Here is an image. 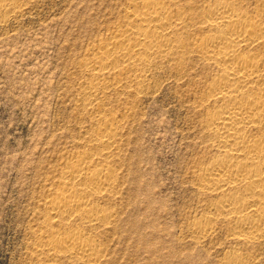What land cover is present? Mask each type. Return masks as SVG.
Returning a JSON list of instances; mask_svg holds the SVG:
<instances>
[{
	"label": "rangeland",
	"instance_id": "obj_1",
	"mask_svg": "<svg viewBox=\"0 0 264 264\" xmlns=\"http://www.w3.org/2000/svg\"><path fill=\"white\" fill-rule=\"evenodd\" d=\"M127 1L8 0L7 7L20 8L0 14V264H36L52 180L76 153H95L89 142L98 120L110 117L119 122L116 197L106 207L115 218L111 227L87 232L105 251L101 264H264V237L237 243L228 222H218L206 238L193 233L215 199L200 196L192 177L211 154L193 110L207 73L195 58L183 64L184 79L173 62L158 63L140 93L130 71L117 77L123 78L118 88L99 95L100 113L83 107L90 93L84 63L122 24ZM192 1L203 8L216 0ZM243 2L251 12L264 6V0Z\"/></svg>",
	"mask_w": 264,
	"mask_h": 264
},
{
	"label": "bare ground",
	"instance_id": "obj_2",
	"mask_svg": "<svg viewBox=\"0 0 264 264\" xmlns=\"http://www.w3.org/2000/svg\"><path fill=\"white\" fill-rule=\"evenodd\" d=\"M7 1L0 0V14L16 13L20 7H7ZM126 5L122 24L83 64L90 79L83 107L100 113L99 95L118 88L123 78L117 77L130 71L136 73L129 83L140 93L158 63L173 62L184 79L183 64L195 58L207 73L193 110L211 154L192 177L199 195L215 199L209 215L195 219L193 233L206 238L218 222H228L237 243L259 241L264 237V6L251 12L243 0H216L203 8L192 0H129ZM101 123L89 142L95 153H76L52 180L37 230L36 264H101L106 257L97 237L87 233L111 227L115 218L106 207L116 197L119 122L110 117ZM74 224L83 229H73Z\"/></svg>",
	"mask_w": 264,
	"mask_h": 264
}]
</instances>
